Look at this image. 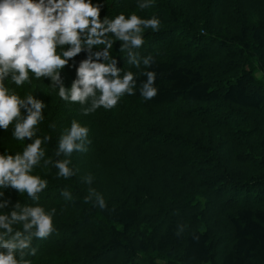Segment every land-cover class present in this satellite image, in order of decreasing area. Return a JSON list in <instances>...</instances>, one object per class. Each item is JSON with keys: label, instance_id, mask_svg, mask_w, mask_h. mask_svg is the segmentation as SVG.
I'll return each mask as SVG.
<instances>
[{"label": "trees", "instance_id": "1", "mask_svg": "<svg viewBox=\"0 0 264 264\" xmlns=\"http://www.w3.org/2000/svg\"><path fill=\"white\" fill-rule=\"evenodd\" d=\"M140 2L92 0L101 19L135 13L160 21L158 31L144 30L137 50L155 59L149 69L128 64L114 41L121 75H137L135 94L114 108L84 115L89 105L62 100L50 78L30 72L20 86L5 80L21 99L33 95L46 106L32 139L13 137L15 121L0 129V154L22 153L36 137L51 140L31 173L48 182L39 200L0 189V202L10 201L0 212L17 202L56 209L55 231L33 239L30 264H264V0H153L147 9ZM87 55L60 70L67 88ZM146 70L157 73L151 100L140 95ZM73 120L89 129L87 151L57 157ZM59 159L70 160L75 175L44 165ZM90 188L105 208L85 199ZM65 189L71 199L61 195Z\"/></svg>", "mask_w": 264, "mask_h": 264}, {"label": "clouds", "instance_id": "2", "mask_svg": "<svg viewBox=\"0 0 264 264\" xmlns=\"http://www.w3.org/2000/svg\"><path fill=\"white\" fill-rule=\"evenodd\" d=\"M152 4L153 0H141L138 7L147 9ZM100 13V5L93 4L92 0H0V129L7 130L15 121L13 137L21 141L32 139L36 136V126L44 118L45 103L33 95L21 99L5 85L9 77L17 86L29 80L30 72L37 79L50 78L51 86L58 88L62 100L89 105L82 107L84 115L100 107L112 109L124 94H135L137 75L132 71L121 75L122 69L116 66L110 50L114 41L119 40L120 51L126 53L128 64L137 69L143 64L149 69L155 59L151 55L141 57L137 50L144 44V30L158 31L160 21L156 17L143 19L135 13L101 19ZM65 45L70 47L64 50ZM101 45L103 52H92L94 46ZM82 51H87V58L79 63L76 78L71 88H67L60 70ZM139 75L147 77L139 85L140 95L145 100L154 99L158 94L156 71L146 70ZM22 109L26 114L22 115ZM88 132L87 127L73 120L70 129L60 137L55 155L67 157L74 151H87ZM50 140V136L36 137L22 153L0 154V189L10 187L38 201L39 193L47 188L48 182L31 173L45 156L42 143ZM52 163L59 170V176L75 175L69 167L70 160H44L45 166ZM85 180L91 184L93 177L89 175ZM4 195L0 191V197ZM61 195L71 199L67 189ZM93 197L99 208L106 207L103 196L90 188L85 199ZM9 202H0V209ZM55 212V208L46 212L38 203L21 205L19 202L11 212H0V264H30L25 257L36 254L33 239H46L55 231Z\"/></svg>", "mask_w": 264, "mask_h": 264}, {"label": "rangeland", "instance_id": "3", "mask_svg": "<svg viewBox=\"0 0 264 264\" xmlns=\"http://www.w3.org/2000/svg\"><path fill=\"white\" fill-rule=\"evenodd\" d=\"M258 75H259V76H262V73L259 72Z\"/></svg>", "mask_w": 264, "mask_h": 264}]
</instances>
